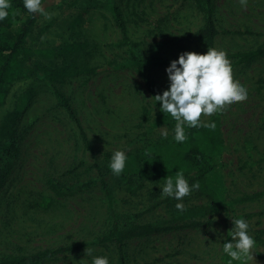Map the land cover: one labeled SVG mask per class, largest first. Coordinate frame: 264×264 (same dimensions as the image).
<instances>
[{"label": "rangeland", "instance_id": "rangeland-1", "mask_svg": "<svg viewBox=\"0 0 264 264\" xmlns=\"http://www.w3.org/2000/svg\"><path fill=\"white\" fill-rule=\"evenodd\" d=\"M211 1L215 48L225 53L233 80L248 93L244 101L214 114L221 120L225 148L213 161L208 180L225 209L201 219L198 228L126 240L125 264H224L223 242L231 239L232 219L241 217L256 241L255 259L247 264H264V196L238 202L264 192V55L242 58V53L264 48V0H247L245 6L240 0ZM113 6L126 22L130 48L118 46ZM45 10L52 17L44 19L39 13L26 48L58 53L73 44L77 49L27 62L29 77L10 87L0 108V259L77 245L32 264H91L92 256H107L110 264H117L114 245L94 244L108 228L104 185L120 219L137 218L140 225L161 228L180 225L173 221L176 204L169 208L163 203L160 184L140 182L137 173L129 176L139 160L161 161L159 148L174 139V132L157 123L159 107L151 100L167 89L169 65L140 73L129 67V55L153 62L178 59L185 51L206 53L190 37L203 17L192 0H65ZM24 19L19 15L13 20L11 30ZM57 70L63 74L53 80L44 75ZM145 78L151 80L152 92ZM55 94L71 107L89 147L82 144ZM209 118L201 117L204 122ZM116 150L127 155L119 176L109 168ZM77 165L74 175L66 174ZM127 179L133 181L130 190ZM55 183L77 189L61 194L52 188ZM156 202L161 203L152 209ZM182 202L185 209L206 204L194 193ZM86 248L94 250L91 256Z\"/></svg>", "mask_w": 264, "mask_h": 264}, {"label": "trees", "instance_id": "trees-1", "mask_svg": "<svg viewBox=\"0 0 264 264\" xmlns=\"http://www.w3.org/2000/svg\"><path fill=\"white\" fill-rule=\"evenodd\" d=\"M65 0H42V6L44 9L58 5ZM195 8L202 14L203 24L202 26L190 37L196 40L201 47L206 51L207 48H215L214 40L217 36V30L214 20L213 6L211 0H192ZM12 7L9 9V16L3 21H0V108L4 106L10 87L21 80L29 77L27 73L26 63L31 61L34 57H41L43 59H52L55 56L74 51L77 49L76 45H70L61 52H55L54 49H34L30 50L26 48V39L34 27L39 13L28 12L23 5V0H11ZM113 17V23L120 33V42L118 46L121 48H130V41L128 37V31L126 22L122 13L117 6L111 8ZM19 15H24V21L19 25L15 32L11 30V23ZM257 55H264V48H258L256 50L242 53V58H251ZM130 65L129 67L136 69L138 72L143 73L144 69L155 66L169 65L172 60L153 61L146 62L136 56L134 53L129 55ZM174 60V59H173ZM61 71H49L45 73V77L55 79L61 76ZM144 85L149 92L153 90V84L149 78L144 79ZM58 105L64 109L68 118L75 124L78 131V136L84 146L89 147V141L81 129L71 107L67 101L60 95L55 94ZM157 114V123L164 125L174 132L175 120L168 113H163L160 110V105ZM205 124H215L214 129L205 127H189L185 129L187 139L184 142H176L174 139L167 140L163 143V146L159 148L162 152L161 161L145 162L143 160L138 161V167L135 172L129 174H136L138 179L149 183H158L161 186L165 183L164 178L166 176H173L178 170H182L186 179L191 186L194 183L200 184V189L194 191L197 196H200L206 200L205 205L193 206L185 209L184 211L174 210L175 218L174 222H180L179 226L175 227H152L146 225H140L135 219H120L116 214L113 206L112 199L108 194V190L104 185L103 188L107 197V214H108V228L105 233L97 237L94 244L100 245H114L118 252L117 264L124 263L123 247L125 241L135 237H142L154 232L170 231L175 228H198L201 226V219L208 216L218 214L225 209L224 202L220 198L215 187L209 182L208 176L214 171L213 161L220 157L225 148L224 137L222 132L221 120L218 115L211 116ZM78 165L70 169L66 174L74 175ZM133 181L131 179L126 180L127 189L130 190ZM140 185H136L141 188ZM86 186V184H81ZM52 188L56 192L61 189V194H71L77 187L73 185H65L64 183H55ZM135 191V190H133ZM154 192V191H153ZM151 192V194H153ZM157 197V195H154ZM264 196L263 193H258L253 196L244 197L238 199V202H248L254 198ZM177 200L171 197H164L163 203L169 208L174 207ZM159 203L156 202L152 205V209L158 207ZM173 210V209H172ZM77 245L67 246L54 250H44L29 256H6L0 259V264H32L36 261H42L51 259L59 254L67 253L76 250ZM230 257L223 252L224 264H228ZM233 264H241V261H233Z\"/></svg>", "mask_w": 264, "mask_h": 264}, {"label": "clouds", "instance_id": "clouds-1", "mask_svg": "<svg viewBox=\"0 0 264 264\" xmlns=\"http://www.w3.org/2000/svg\"><path fill=\"white\" fill-rule=\"evenodd\" d=\"M247 0H240L245 6ZM24 8L30 13H40L44 19H51L52 13L42 6V0H23ZM12 7L11 0H0V21L9 16ZM168 78V87L162 94H156L151 100L160 105L163 113H168L175 120L174 140L184 142L185 124L189 127H205L214 129L215 124H205L202 116L211 117L222 110L226 105L244 101L247 98V89L232 77V68L226 55L216 48H207L206 53L185 51L178 59L170 61L165 69ZM162 135L167 136V131ZM127 155L124 150L113 152L109 168L119 176L126 165ZM165 183L159 186L160 194L177 201L175 207L185 210L182 200L192 192L200 189V184L189 185L184 172L178 170L173 176H166ZM233 227L228 232L231 239L224 240L223 252L233 261L247 262L255 259L254 247L256 241L249 233V222L244 218L232 219ZM94 250L86 248V253L92 255ZM91 264H110L107 256H92Z\"/></svg>", "mask_w": 264, "mask_h": 264}]
</instances>
